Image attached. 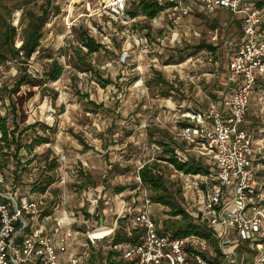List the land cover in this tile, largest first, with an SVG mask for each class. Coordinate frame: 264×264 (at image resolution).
Listing matches in <instances>:
<instances>
[{
  "label": "built area",
  "instance_id": "obj_1",
  "mask_svg": "<svg viewBox=\"0 0 264 264\" xmlns=\"http://www.w3.org/2000/svg\"><path fill=\"white\" fill-rule=\"evenodd\" d=\"M135 1L141 0H112V19L131 25L135 18L127 8ZM144 1L159 3L165 12L189 13L188 2L209 13L226 10L231 22L238 24L235 38L224 45L226 79L207 107L187 109L180 115L175 132L179 145L173 151L178 161L194 158L206 170L203 174L178 171L192 190L184 198L189 200L184 208L212 234L222 254L218 257L213 244L199 235L175 237L160 227L153 216L150 188L138 175L127 201L123 191L92 186L88 162L72 161L61 150L52 156L57 168L44 192L34 187L20 192L14 186L5 196L0 186V264H89L92 259L105 264L110 250L119 252L118 258L129 264H242L241 247L253 251L250 264H264V182L259 177L264 139L256 140L245 126L252 95L264 81V0ZM72 25L67 22L68 29ZM96 32L91 26L90 35ZM257 93L264 102V90ZM153 146L163 153L162 146ZM154 161L152 157L140 164L137 173ZM71 199L77 201L74 208L69 205ZM99 207L104 226L97 219ZM109 213L115 215L112 232L97 238L94 232L106 226ZM124 218L129 219L128 234L131 229H143L144 234L138 243L112 245L111 237Z\"/></svg>",
  "mask_w": 264,
  "mask_h": 264
},
{
  "label": "rangeland",
  "instance_id": "obj_2",
  "mask_svg": "<svg viewBox=\"0 0 264 264\" xmlns=\"http://www.w3.org/2000/svg\"><path fill=\"white\" fill-rule=\"evenodd\" d=\"M21 1L0 0V14L7 17L4 6ZM111 3L112 0H58L61 13L49 19L43 32L41 46L45 51L29 61L28 69L40 78L51 61L47 56L52 54L64 66V73L57 81L44 85L48 86L45 95L40 86H24L17 94L24 95L20 100L24 125L42 122L55 132L43 133L49 136L48 142L36 146L32 154L21 151L26 169L13 159L8 162L0 148L1 164L6 160L5 167L0 169V186L5 189V196L14 186L24 192L46 178L47 175L41 177L46 164L44 157L50 154L52 158L61 150L72 161L88 162L92 186L123 191L127 201L137 185V167L152 157L161 163L171 189L180 188L183 198L192 193L187 189L185 176L163 161L164 154L153 146L161 137L155 129L175 136L183 112L205 108L215 98L228 74L224 45L235 38L238 24L231 22L229 12L209 13L188 2L189 13L167 11L150 21L139 14L131 25L123 26L110 16ZM20 16V11H14L8 21L18 26ZM67 22L73 24L71 29L67 28ZM80 26L89 32L91 26L95 27L97 32L92 36L107 48V52L101 50L89 57L97 74L84 71L76 60L73 47L78 44L76 30ZM201 42L218 47L220 57L212 54L213 60L209 61L207 49L196 50ZM16 44L20 45L19 38ZM196 58L201 62H195ZM17 73L13 62L0 66V86L11 87ZM105 79L111 83H103ZM259 90H264V81L256 86L245 120L246 128L256 140L264 139V102L260 100L261 93H257ZM53 92H57L56 99ZM9 107L8 100L0 101L1 117L6 116ZM25 142L29 144L30 140ZM9 152L14 154L15 146ZM259 163V177L264 182L261 174L264 157ZM15 175L19 181L14 180ZM188 203L189 200L183 199V208L187 209ZM69 205L74 208L77 201L71 199ZM152 210L163 228L169 219L168 208L154 203ZM114 216L107 215L106 226L113 227Z\"/></svg>",
  "mask_w": 264,
  "mask_h": 264
},
{
  "label": "trees",
  "instance_id": "obj_3",
  "mask_svg": "<svg viewBox=\"0 0 264 264\" xmlns=\"http://www.w3.org/2000/svg\"><path fill=\"white\" fill-rule=\"evenodd\" d=\"M40 3V4H39ZM3 13L7 16L4 17L0 14V66H5L8 62H13L17 68V75L14 79L13 85L8 87L7 85L0 86V101L9 102V111L6 116H0V132H1V151L2 155L7 157V161L13 159L17 165L26 169L25 163L21 156V151L25 150L28 155L32 154L36 146L43 143H47L49 136H43V133L49 135L55 132V129L49 127L42 122H35L33 124L24 125L21 117L23 116V108L21 99L24 95H17L21 88L24 86H40L45 91L48 90L47 82L57 81L64 73V66L53 57L52 54H48L50 63L44 68L41 77H34L29 72V61L35 55H41L45 50L42 49L41 41L43 38V32L45 26L49 22L52 16H57L61 13V7L58 4V0H22L21 2H15L10 6H4ZM166 7L160 5L157 2L152 1H135L132 8H127V13L131 18H136L139 14L144 16L148 21L155 19L161 13L165 12ZM14 11H20L21 16L18 26H14L9 20V15ZM228 12L226 10H219ZM230 14V13H229ZM148 27V26H147ZM77 33V46H72L75 53L77 62L84 67L86 72L98 73L92 64L89 62V57L100 52L101 50L107 52V48L98 42L88 29L80 26L76 30ZM17 38L20 39V45L16 44ZM207 49L208 56L212 58V54H215L217 58L220 57L218 47H214L210 44L201 42L196 50ZM213 60V58H212ZM103 83L109 84L111 80H102ZM53 99L57 98V92H53ZM87 97V96H86ZM95 105V104H94ZM11 117V118H10ZM11 125L9 124V119ZM23 118V117H22ZM30 134H28V132ZM155 132L161 134L159 140L155 141L158 145L163 147V154L166 161L176 171L184 174H203L206 170L200 166L194 158L189 162L183 163L178 161L173 156L174 147L179 145V142L175 139V136L170 135L167 131L160 128H156ZM153 134V133H152ZM26 139L30 140V143L25 142ZM15 146V153L11 154L9 151L11 147ZM7 152H4V150ZM35 156V155H34ZM29 162L31 161L28 160ZM45 165L41 173V177L47 175L46 178H41L35 182L34 191L44 192L46 188L54 181V171L57 168V161L55 158H50V154L44 157ZM28 162V163H29ZM6 160L1 164L0 169L5 167ZM17 173V172H15ZM52 173V174H51ZM264 175V170L261 172ZM142 183L148 186L151 190L150 198L153 203L162 205L168 208L167 215L169 219L164 222V230L171 232L175 237L199 235L207 240L215 247L218 257L222 254L218 242L212 238V234L205 229L201 223L193 219L183 208V196L181 190H173L168 185L165 178V173L161 163L155 160L152 163H147L138 172ZM89 180L91 176L88 175ZM15 181H19L18 176L15 175ZM91 183V182H90ZM4 190V188H2ZM57 194L58 190H53ZM129 224V219H121L118 227L111 237L112 245L116 244H135L138 243L143 234V229H131V234L127 233L126 227ZM240 252L244 254L245 262H250L253 257V251L246 247H241ZM117 251L110 250L106 254L105 264H129V260L119 259ZM218 260V258H216ZM89 264H96L92 259Z\"/></svg>",
  "mask_w": 264,
  "mask_h": 264
},
{
  "label": "bare ground",
  "instance_id": "obj_4",
  "mask_svg": "<svg viewBox=\"0 0 264 264\" xmlns=\"http://www.w3.org/2000/svg\"><path fill=\"white\" fill-rule=\"evenodd\" d=\"M111 232H112L111 227L105 226L95 231L94 234L97 238H102L108 236Z\"/></svg>",
  "mask_w": 264,
  "mask_h": 264
},
{
  "label": "water",
  "instance_id": "obj_5",
  "mask_svg": "<svg viewBox=\"0 0 264 264\" xmlns=\"http://www.w3.org/2000/svg\"><path fill=\"white\" fill-rule=\"evenodd\" d=\"M97 219L100 226H104V218L100 210L97 211Z\"/></svg>",
  "mask_w": 264,
  "mask_h": 264
},
{
  "label": "crops",
  "instance_id": "obj_6",
  "mask_svg": "<svg viewBox=\"0 0 264 264\" xmlns=\"http://www.w3.org/2000/svg\"><path fill=\"white\" fill-rule=\"evenodd\" d=\"M209 103V102H208ZM208 105V104H207ZM207 105H206V107H207ZM98 186V185H97ZM118 204V203H117Z\"/></svg>",
  "mask_w": 264,
  "mask_h": 264
}]
</instances>
